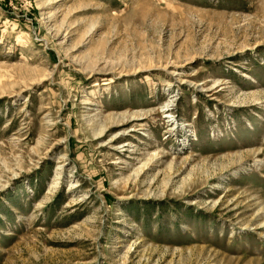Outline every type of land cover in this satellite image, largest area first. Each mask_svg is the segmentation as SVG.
<instances>
[{"label":"rangeland","instance_id":"obj_1","mask_svg":"<svg viewBox=\"0 0 264 264\" xmlns=\"http://www.w3.org/2000/svg\"><path fill=\"white\" fill-rule=\"evenodd\" d=\"M0 264H264V0H0Z\"/></svg>","mask_w":264,"mask_h":264}]
</instances>
